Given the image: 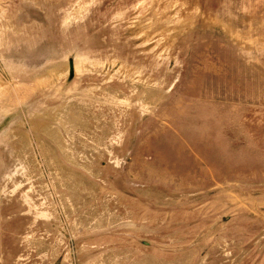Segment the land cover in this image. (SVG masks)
<instances>
[{"label":"rangeland","instance_id":"374dc122","mask_svg":"<svg viewBox=\"0 0 264 264\" xmlns=\"http://www.w3.org/2000/svg\"><path fill=\"white\" fill-rule=\"evenodd\" d=\"M0 264H264V0H0Z\"/></svg>","mask_w":264,"mask_h":264}]
</instances>
